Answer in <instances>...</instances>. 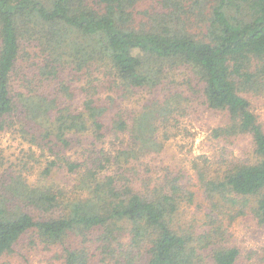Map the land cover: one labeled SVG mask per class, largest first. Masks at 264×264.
<instances>
[{
  "label": "trees",
  "instance_id": "1",
  "mask_svg": "<svg viewBox=\"0 0 264 264\" xmlns=\"http://www.w3.org/2000/svg\"><path fill=\"white\" fill-rule=\"evenodd\" d=\"M141 1L0 0V130L17 126L31 142L60 147L45 176L64 165L78 174L71 190L34 184L23 174L9 176L0 187V256L14 253L30 234L62 264H238L239 246L212 245L226 230L220 214H208L211 224L195 235L177 219L181 197L191 202L193 191L178 181L151 184L153 170L142 155L164 148L154 138L153 118L168 107L142 115L132 109L128 119L123 105L101 97L93 80L78 104L77 81L67 76L84 70L94 75L96 66L119 81L123 101L133 89L158 92L168 78L223 112L228 122L215 135L249 137L252 150L244 159L226 161L221 171L202 168L203 196L230 222L252 216L264 227V125L245 94L264 77V65H256L264 62V0H212L202 37L167 24L183 20L184 0H165L174 11L163 26L135 27L134 7ZM34 44L39 51L33 54ZM30 58L35 66L42 61L40 84L56 83L58 94L15 88L14 75L30 81L29 69L20 64ZM177 72L181 81L175 80ZM113 91L120 99V90ZM127 130L132 143L115 156H104L102 149V156L82 161L62 153L78 135L92 133L103 142Z\"/></svg>",
  "mask_w": 264,
  "mask_h": 264
},
{
  "label": "rangeland",
  "instance_id": "2",
  "mask_svg": "<svg viewBox=\"0 0 264 264\" xmlns=\"http://www.w3.org/2000/svg\"><path fill=\"white\" fill-rule=\"evenodd\" d=\"M211 3L212 0H184L183 10L179 11L183 20H175V22L167 24L171 26L178 24L183 27V31H187L190 35L202 37L207 27V17L212 10ZM165 4V0L139 2L134 7L135 21L133 25L137 28L145 27L147 29L163 26L166 15H169L170 18L174 11L171 3H167L168 6ZM32 51L33 54L39 51L38 44L32 46ZM34 62L35 60L32 58L26 61L20 60V64L27 67L31 73L28 77L30 81L21 75L18 77L14 75L13 85L15 88L19 91L42 88L49 93L58 94L56 83L46 81L44 85L40 84L38 65H41L42 61L36 62V66L33 64ZM256 65H264V62L259 60ZM73 73L76 76L70 77L69 75L67 78L71 82L77 81L73 83L79 87V96H76L79 99L78 104L84 95V87L90 88L89 81L93 80L95 85H100L101 97H115L116 103L120 106L123 105L126 112L129 113L128 119L133 115L130 112L132 109L142 115L146 113V110L150 111L151 108L158 109L160 105L161 108L167 106L168 109L159 110L153 118L156 127L154 138L164 142V148L159 152L151 148L147 155L145 152L142 155L143 164H150L153 170L151 184L159 182L171 185L178 181L180 185L193 191V201L189 202L181 197L177 219L185 227H191L194 234L198 235L206 229V224L211 222L208 214L213 216L220 214V221L226 226V230L214 237L212 245L225 243L239 246L241 256L238 264H264V227L260 226L256 220L254 221L252 216L240 217L230 222L226 214H221L217 210L212 211L210 201L203 196L199 176V171L202 168L205 170L209 167L208 169L211 171L214 169L221 171L227 166L226 161L241 160L247 157L252 150L249 137L216 136L215 130L227 124V116L221 111L206 106L198 93L192 92L188 87V90H184L186 86L181 83L173 84L168 78H165L164 82L159 85L158 92L149 89L135 92L133 89L127 93V97L123 101V88L118 85L119 81L107 69L96 66L94 75H90L88 70L74 71ZM181 74L177 72L175 80L180 79L181 81ZM109 77L111 82H109ZM114 89L120 90V99L119 94L113 91ZM177 89L183 90V96L174 94ZM184 91L188 93V96H184ZM245 94L250 97L252 107L264 125V77L259 78L254 88H249ZM151 97H154L155 100ZM168 102L171 103L168 104ZM17 128L19 127L9 128L7 126L6 129L0 130V187L4 185L9 176L23 174L31 183L42 186L56 184L66 190H71L78 174L70 172L68 166L60 164L62 167L52 177L45 176L42 172L49 161L55 159V151H58L60 147L57 146L50 150L38 142H31L17 132ZM132 137L131 131L127 130L119 132L117 136L107 137L102 142L96 140L92 133H86L74 137L73 144L65 148L62 153H65L71 160L78 158L82 161L92 159L91 157L102 149L104 156H115L119 153L120 148L132 143ZM98 155L102 156L101 153ZM57 169L58 167L55 168V170ZM216 175L218 174L216 173ZM208 177L211 176L208 175ZM46 245L37 236L32 237L28 234L14 253L0 256V264H62L61 260L55 259L54 254ZM49 246L56 249V245ZM92 264H97V262Z\"/></svg>",
  "mask_w": 264,
  "mask_h": 264
}]
</instances>
